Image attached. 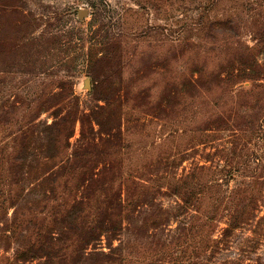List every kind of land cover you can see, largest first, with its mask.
Masks as SVG:
<instances>
[{"label": "rangeland", "instance_id": "1", "mask_svg": "<svg viewBox=\"0 0 264 264\" xmlns=\"http://www.w3.org/2000/svg\"><path fill=\"white\" fill-rule=\"evenodd\" d=\"M0 264H264V0H0Z\"/></svg>", "mask_w": 264, "mask_h": 264}, {"label": "water", "instance_id": "2", "mask_svg": "<svg viewBox=\"0 0 264 264\" xmlns=\"http://www.w3.org/2000/svg\"><path fill=\"white\" fill-rule=\"evenodd\" d=\"M84 15H86V13L84 12H80V16L83 17Z\"/></svg>", "mask_w": 264, "mask_h": 264}]
</instances>
